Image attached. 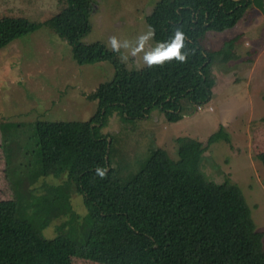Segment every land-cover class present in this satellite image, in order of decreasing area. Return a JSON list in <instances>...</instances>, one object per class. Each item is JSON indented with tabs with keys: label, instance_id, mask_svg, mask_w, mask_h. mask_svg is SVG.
<instances>
[{
	"label": "trees",
	"instance_id": "obj_1",
	"mask_svg": "<svg viewBox=\"0 0 264 264\" xmlns=\"http://www.w3.org/2000/svg\"><path fill=\"white\" fill-rule=\"evenodd\" d=\"M69 1L70 7L47 26L69 42L80 65L109 61L115 75L94 93L100 107L84 126L40 122L34 127L29 179H60L63 174L67 179L47 186L44 195L30 202L31 215L21 210V198L0 199V264H73L74 259L98 264H264V234L256 230L247 200L227 182H206L198 172L203 154L230 140L223 128L206 145L190 137L176 138L177 161L157 148L124 184L110 165L111 141L97 133L114 108L128 121L143 119L157 107L167 121L178 122L184 104L208 103L216 54L203 41L209 32L236 27L253 0H160L148 18L153 41H168L181 30L186 62L173 59L132 73L116 52L100 42H84L92 29L88 0ZM40 26L23 18L0 23V49ZM50 130L52 137L58 130L79 133L72 137L76 150L65 148L51 163L44 144ZM260 160L264 166V154ZM97 168L106 170L104 178ZM72 193L83 198V223L70 203ZM62 214H69V219L58 226V235L45 237L43 230Z\"/></svg>",
	"mask_w": 264,
	"mask_h": 264
},
{
	"label": "rangeland",
	"instance_id": "obj_2",
	"mask_svg": "<svg viewBox=\"0 0 264 264\" xmlns=\"http://www.w3.org/2000/svg\"><path fill=\"white\" fill-rule=\"evenodd\" d=\"M159 1L88 0L92 29L84 42H100L114 52L109 38L116 36L122 45L127 39L129 47L116 52L119 59L128 55L123 62L125 70L132 73L147 67L143 52L132 56L131 49L136 38L149 31L148 18ZM256 2L264 4V0ZM257 4L235 30L209 32L203 41V46L216 54L211 73L213 96L208 103L184 104L183 118L178 122L167 121L157 107L143 119L128 121L114 108L104 124L98 125L97 133L111 141L110 165L124 184L157 148L177 161L176 138L190 137L206 145L209 137L223 128L230 140L212 145L199 160L198 172L206 182H227L237 188L252 209L256 230L264 234V166L260 160L264 154V20L260 22L264 11ZM68 7L69 0H0V23L23 18L42 25L0 49V199L21 198V210L26 208L30 215V202L44 195L47 186L67 179L66 174L60 179H29L34 169L29 163L35 151L34 127L40 122L84 126L100 107L94 93L115 75L109 61L80 65L69 42L47 26ZM155 45L152 38L145 50ZM77 133L59 134L58 130L52 137L50 130V139L44 142L50 163L65 148L76 150L72 137L77 138ZM28 165H32L30 170ZM70 203L83 223L87 209L82 196L72 193ZM68 219L69 214L54 217L43 235L57 236L58 226ZM73 264L98 263L74 259Z\"/></svg>",
	"mask_w": 264,
	"mask_h": 264
},
{
	"label": "clouds",
	"instance_id": "obj_3",
	"mask_svg": "<svg viewBox=\"0 0 264 264\" xmlns=\"http://www.w3.org/2000/svg\"><path fill=\"white\" fill-rule=\"evenodd\" d=\"M154 35V30L151 28L147 33L140 34L136 38V46L131 49V55L137 56L143 52V63L149 67L153 65H162L164 62L171 61L173 59L178 62H186L188 53L181 51L184 48L185 41V34L181 30L177 29L174 36L170 37L168 41L157 42L155 47L146 51L145 46L148 41L154 37ZM109 44L111 50L117 53L120 52L122 47L125 49L129 47V41L127 39L124 40L122 45L121 41L116 36L109 38ZM120 59L122 62H126L128 60V55H122ZM96 171L100 178L105 177V169L97 168Z\"/></svg>",
	"mask_w": 264,
	"mask_h": 264
},
{
	"label": "crops",
	"instance_id": "obj_4",
	"mask_svg": "<svg viewBox=\"0 0 264 264\" xmlns=\"http://www.w3.org/2000/svg\"><path fill=\"white\" fill-rule=\"evenodd\" d=\"M257 4V2H256V0H253V7H254V5H256ZM257 6L260 8V9H262L263 11H264V4L263 3H259V4H257ZM252 9V8H251ZM250 9V10H251ZM264 17H263V15H262V19H261V21L260 22H262L264 19H263ZM239 24V23H238ZM238 24L236 25V27H234L233 29H231V30H228V31H226V32H231V31H233V30H235L236 28H237V26H238ZM225 33V32H224ZM247 38H248V36H247ZM250 39V38H249Z\"/></svg>",
	"mask_w": 264,
	"mask_h": 264
}]
</instances>
